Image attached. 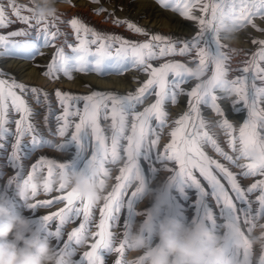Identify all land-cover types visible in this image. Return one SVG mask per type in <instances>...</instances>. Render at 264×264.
Returning <instances> with one entry per match:
<instances>
[{
	"label": "snow or ice",
	"instance_id": "obj_1",
	"mask_svg": "<svg viewBox=\"0 0 264 264\" xmlns=\"http://www.w3.org/2000/svg\"><path fill=\"white\" fill-rule=\"evenodd\" d=\"M68 2L71 3V0ZM92 2L98 3L99 0H92ZM157 3L162 8L178 12L186 20L195 21L199 31L191 38L173 39L159 34L150 35L146 29L127 20H114L113 23L116 25L124 24L129 31L149 37L144 41H131L117 35L97 32L86 27L79 19L73 18L70 24L79 43L71 44L65 40V45L71 52H65L64 47L56 48L50 63L43 72L48 77H56L62 72L69 78H71L72 71L102 73L105 62L109 61L107 66L116 69L118 73H122L130 65L149 77L134 92L126 95L93 91L90 95L73 96L61 93L59 90L56 92V97L64 107L63 115L56 118L59 124L58 135L61 137L66 135L70 126V116L79 115L80 117L70 139L56 147L64 150L68 144L74 143L86 152L91 134L94 144L87 168L99 167L101 169L103 175L97 181L101 186L104 185L105 178L110 175L105 165L109 162L116 163L121 158V150L126 158V163L119 169V175L115 177L117 183L105 195L103 207L99 209L100 219L96 225L98 231L90 232L88 228L97 203L86 201L75 190H67L65 184H59L55 190L57 192L67 190L66 194L44 200L37 199L41 185L35 180L36 172L44 167L47 168V178L43 181L42 190L45 194H51L54 190L52 179L54 174L56 175L57 170H69V162L57 163L41 157L32 165L27 178H23V166L19 163L22 154L27 153L30 158L35 150L45 145L49 147L53 145L44 140L35 126L29 122L31 109L22 96L14 91V89H19L21 93H24L29 89L14 79L11 82L0 79V149L5 148L4 141L7 137L13 135L14 142L11 144L12 151L9 161L11 166L19 170L16 176L9 178L8 183L10 185L15 183L16 187L26 194V199L35 201L29 205L34 210L50 207L54 203H64V207L58 211L43 215L42 221L48 230V235L62 243L65 246L64 249L71 246V249L75 250L78 246H83L84 241L88 243L90 238L94 240L90 245V250L84 251L80 256L81 260L75 264H105V259L101 255L103 251L118 254L119 258L115 260V264H122L125 254L124 240L122 239L118 246H115L114 236L109 228L115 225L122 202L134 194L133 191L129 193V189L140 180L138 157L157 149L160 133L156 131V128L163 129L166 124V102L176 103L178 97L182 95L189 98L188 111L173 121L176 127L170 133L171 142L165 145L162 153L157 151V155L163 157L166 162L174 161L178 168H172L173 171L190 180L197 188H200L202 193L211 195L215 205L219 208V216L226 223L217 224L216 214L210 206L207 222L213 228H227L228 237L233 233L242 234L244 232L241 221L248 226L247 231L251 233L256 226L254 221L264 217V179L245 188L238 182L236 174L219 160L210 157L204 150L206 146L210 147L225 161L242 169L240 175L243 177L257 174L264 176V134H262L264 133V108L260 107L264 103V66L261 65V62H264V40L254 39L252 41L253 44L259 45V48L252 54L251 60L245 62L246 66L239 69L241 74L233 80H228L226 77L229 71L228 61L236 50L225 51L227 46L221 43L222 32L225 33V38H230L232 33L248 25L257 28L253 19L258 15L264 18V0H157ZM197 8L201 13L199 16L193 11ZM8 9H11L12 14L28 27L13 31L8 36L0 35V57L12 55L32 59L40 54L41 46H52V42L63 35L58 30L51 31L48 19L36 17L32 8L18 6L15 0H8L7 5L0 0V28L7 27L11 23L7 18ZM22 11L31 12L32 15H22ZM97 11H104V9ZM52 18L57 19L56 16ZM32 21L36 26L34 40L9 42L11 37L31 35ZM257 30L264 31L260 28ZM82 33L84 36L90 35L91 38H82ZM92 46H95V50ZM193 51L195 60L198 61L195 68L171 60L162 62L158 66L151 63L168 56L189 55ZM209 65L212 66V74L207 80H202L201 77L205 75ZM4 75L5 73L0 71V76ZM191 79L199 82L190 90L182 87ZM257 80L262 82L261 86L257 85ZM220 89L227 95L218 96L216 93ZM30 91L39 102L41 90L31 88ZM153 94L155 102L145 107L143 111H138V106ZM44 96L47 100V93ZM232 96L236 98L231 101L234 111L239 113L243 109L247 112L246 118L239 127L238 137L235 135L237 129L229 121L225 110L219 103ZM9 100L13 110L21 114L20 119L15 121V133H10L6 126L9 123ZM70 101L73 105L83 102L82 110L77 108L75 111H70ZM201 105L209 106L215 115L221 118L215 122V127L223 132L227 147L235 155L226 152L218 138L207 130L208 122L201 114ZM101 115L105 120L109 118V115L111 116L110 147L106 143L108 138L99 124ZM129 120H131L130 134ZM45 122L47 123V120ZM25 136L31 137L29 146L24 144ZM121 141H126V145L121 144ZM237 141L239 147H237ZM240 160L250 162L241 164ZM196 173L207 182L211 189L210 193H205V187L202 186ZM221 178L227 181L228 187L221 182ZM256 189H260L261 194L257 197L259 207L253 215L252 204L247 199V194ZM237 202L247 207H238ZM239 213H242V217ZM81 216L82 222L67 234L66 240L63 239L64 226ZM54 221L58 223L52 231L50 224ZM226 250L233 258L241 259V251H232L227 248ZM242 259L244 264H251L250 248L243 250ZM260 264H264V257L260 258Z\"/></svg>",
	"mask_w": 264,
	"mask_h": 264
},
{
	"label": "rangeland",
	"instance_id": "obj_2",
	"mask_svg": "<svg viewBox=\"0 0 264 264\" xmlns=\"http://www.w3.org/2000/svg\"><path fill=\"white\" fill-rule=\"evenodd\" d=\"M7 5L8 0H2ZM18 6H26L32 8L30 0H15ZM57 7L59 9L56 17L48 19L49 27L51 31H59L63 35L57 37L53 42L52 46H41L40 54H37L34 58H21L18 56H3L0 57V71L5 73L4 76H0V79H4L11 82L13 79L17 83H21L26 86L29 91L21 93L19 89H14L18 95H21L25 100L27 106L31 109V115L29 116V122L33 124L40 134V136L49 141L53 146L47 145L35 150L31 153L30 158L27 153L22 154V158L19 163L23 166V178H27V175L32 170V165L35 164L41 157L49 160H53L57 163L69 162V171H75L83 169L87 171L88 159L91 157L93 151L94 140L89 137L87 142V151H83L78 148L74 143H70L64 150H60L58 145L64 143L70 139L72 133L75 131V124L79 123L80 117L70 116V126L65 136L61 137L57 133L59 124L57 117L63 115L64 107L56 97V92L59 90L61 93H67L69 95H90L93 91L111 92L119 95H126L130 92H134L135 89L139 88L142 82L146 81L149 77L138 68H133L130 65L122 73H118L116 69L108 67L109 61L105 62V67L102 73L95 71H72L71 78L65 76L62 72L58 73L56 77H48L43 74L46 70V66L50 63L52 56L54 55L56 48L64 47L65 52L70 53L71 50L65 45V40L71 44H78L79 41L76 39V34L71 27L70 21L73 18L79 19L86 27L96 30L100 33H106L109 35H117L126 40L131 41H144L149 37L137 35L128 30L126 25H116L113 23L114 20L130 21L138 26L146 29L149 34H159L163 36L176 38H191L199 31V28L195 21L186 20L178 12H174L171 9L162 8L157 0H99L98 3H93L92 0H57ZM103 8L104 11H97ZM194 14L199 16L201 13L198 8L194 9ZM111 14V15H110ZM22 15H32L31 12L22 11ZM7 18L11 21L7 27L0 28V35L8 36L9 33L18 29L27 28L28 26L21 23L17 17L12 14L11 9L7 10ZM253 22L257 28L264 29V18L259 15L254 17ZM33 27L31 28V35L27 37H11L9 42L12 40H34L36 38V26L35 22H31ZM42 26V25H41ZM257 28H253L248 25L239 31L231 34L230 38H225V33H221V43L227 47L225 51L236 50L232 53L230 60L228 61V74L226 79L233 80L241 73L239 69L246 66L245 62L250 61L252 54L255 53L259 45L253 44L252 41L264 40V31H258ZM82 38L90 39L89 36ZM95 50V46H92ZM114 55V52H113ZM167 60L178 61L185 63L188 67L195 68L198 63L195 60V52L193 51L189 55H174L165 57L163 60L152 61L154 66H158L160 63ZM264 66V62H261ZM212 74V66L209 65L205 75L201 77L202 80H207ZM199 81L195 79L189 80L182 87L191 89ZM258 86L262 85V82L256 81ZM31 88L40 89L39 102L36 96L30 91ZM47 93V100H45L44 94ZM218 96H225L222 89L216 93ZM188 97L180 96L176 103L171 101L166 102L165 110L167 112L166 124L163 129L156 128V131L160 133L159 144L157 149H154L152 153L141 154L138 157V169L140 174V180L136 181L133 186L129 189L134 192L126 201L122 202L120 206V212L116 216L115 225L109 228V231L113 233L115 246H118L119 241L126 238L127 233L130 232L135 225L141 222H150L153 225L164 216H172L185 224L193 223L199 224L205 227H211L214 231H220L223 227L213 228L207 222V216L210 211V207L213 208L216 217L217 224L223 225L226 221L219 216V208L215 205L214 199L211 195H206L201 192L200 188H197L190 180H187L183 176L179 175L172 168H178V165L174 161L166 162L163 157L157 155V151L163 152L166 144L171 142V131L174 130L176 125L173 123L174 120L178 119L181 115L188 111ZM236 99L235 96L230 97L228 100L219 101L221 107L225 110V113L231 123L237 129L235 135H239V127L242 125L243 120L247 116L246 110H241L237 113L234 111V106L231 101ZM155 102L154 94L151 95L145 102L138 106V111H143L145 107L150 106ZM8 109V120L9 123L6 125L10 133H15L16 125L15 121L20 119V113L13 110L11 102L9 100ZM110 103V102H109ZM69 110L75 111L79 108L82 110L83 102L73 103L69 102ZM237 107H240L237 105ZM264 108V103L260 105ZM200 111L203 118L208 122V131L214 135L221 143V146L230 155H235L231 149L227 147L225 143L226 137L223 132L215 127V122L220 117L216 116L215 113L209 106L201 105ZM47 120V123L45 122ZM62 123V121L60 122ZM111 116L105 120L103 115L99 120L100 127L103 129L104 135L108 138L106 140L107 145L110 147L111 144ZM155 127V122L154 125ZM129 134L131 132V120H129L128 127ZM264 134V133H262ZM154 138V137H153ZM30 136H25L24 144L30 145ZM14 142V136L9 135L4 141L5 148L0 149V196H4L8 202L9 207L14 212H19L30 218V222L37 233L42 234L49 238L52 244L57 248H65V246L58 242L55 238L48 235V230L43 224V215H49L53 212L58 211L64 207V203H54L52 206L47 208H39L34 210L26 205V203L20 199L17 195L16 184L10 185L6 182L7 179L16 176L19 171L16 167L10 165L9 156L11 154V144ZM126 141H121V144L126 145ZM237 147L239 143L237 141ZM206 153L213 159L219 160L226 167L229 168L234 174L238 176V182L241 183L245 188L250 187L253 183L264 179V176L259 174L255 176L243 177L240 175L242 169L230 164L220 157L210 147H205ZM120 159L116 163H107L106 168L109 169L108 184L106 187L105 195L111 191L112 187L117 183L115 177L119 175V169L126 163L123 151L121 150ZM250 161L240 160L239 163L245 164ZM58 171V170H57ZM197 178L200 179L202 186L205 187V193L211 191L207 182L196 173ZM55 174L53 176V192L51 194H45L42 190L43 181L47 178V168L44 167L39 169L35 174V180L41 185L38 200L49 199L57 195H64L65 192H57L55 189L58 188L59 184L55 180ZM221 182L228 187L227 181L221 178ZM231 194V192H230ZM261 194L260 189L254 190L252 193L247 194V199L251 201L253 215L259 207L257 203V197ZM234 195V194H233ZM34 203V200L29 201ZM104 201L97 203L94 209V215L92 222L88 225L90 232L98 231L96 225L99 223V209L103 207ZM238 203V207H247V205H241ZM242 217V213H239ZM82 216L77 218L74 222L67 223L64 228V237L66 240L67 234L73 229L78 227L79 223L82 222ZM58 221H54L50 224V230L54 231ZM255 227L252 230V234H257L259 225L264 223V217L258 218L254 221ZM111 224V222H110ZM242 230L248 234L246 225L241 221ZM225 239H228L227 232L224 233ZM150 245H154L157 242L154 231L145 234ZM98 239V237H97ZM93 239H89L88 243L83 246H78V252L71 249V246L67 247L75 257V262L81 260V255L84 251L90 250V245L93 243ZM243 250L241 251L242 259ZM101 255L105 259V264H115V260L119 258L116 253L109 251H103ZM251 264H260V255L258 251H251Z\"/></svg>",
	"mask_w": 264,
	"mask_h": 264
},
{
	"label": "clouds",
	"instance_id": "obj_3",
	"mask_svg": "<svg viewBox=\"0 0 264 264\" xmlns=\"http://www.w3.org/2000/svg\"><path fill=\"white\" fill-rule=\"evenodd\" d=\"M34 14L41 19L57 15V0H30ZM103 175L99 167L87 171L58 170L55 180L65 184L68 190H75L86 201L101 202L105 197L107 177L101 186L97 181ZM9 179L6 180L8 182ZM17 189V195L29 207L30 199ZM155 233L157 242L150 245L145 238ZM227 228L214 231L199 224H185L172 216H164L154 225L141 222L123 236L125 254L122 264H244L226 250L242 251L250 248L264 257V223L257 234L242 232L231 234L225 239ZM87 241H84V245ZM78 252V249H75ZM0 264H75L74 255L67 249H57L46 236L33 228L30 218L14 212L9 202L0 196Z\"/></svg>",
	"mask_w": 264,
	"mask_h": 264
}]
</instances>
